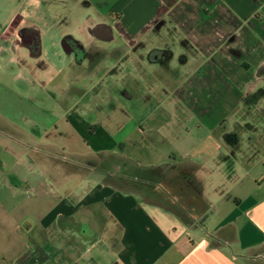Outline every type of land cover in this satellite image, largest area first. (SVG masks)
<instances>
[{"label":"crops","instance_id":"0c3cea01","mask_svg":"<svg viewBox=\"0 0 264 264\" xmlns=\"http://www.w3.org/2000/svg\"><path fill=\"white\" fill-rule=\"evenodd\" d=\"M178 1H157L144 15L138 7L143 0H0L5 17L0 22V64L42 57L43 36L53 33L67 63L87 62L99 74L108 56L105 46L100 52L92 53V48L98 41L111 43L120 47L117 64L141 65L143 78L160 76L172 86L163 92L176 101L192 96L181 108L192 112L198 128L206 131L180 157L173 151L162 155V162L149 157L153 162L146 169L126 155L133 171L123 179L97 168V154L114 162L122 155L116 151L120 141L151 136L146 122H115L125 131L112 134L106 148L83 152L80 165L84 157L95 165L84 164L86 170L73 174L78 182L72 184L68 169L55 170L54 164L50 169L47 159L45 168L38 169L33 160L27 170L18 168L23 164L17 158L4 170L10 158L0 156V264H264V155L256 161L252 154H241L236 148H243L245 138L233 135L239 120L247 123L242 112L263 109L264 0H186L187 20ZM70 10L83 13L75 26L69 23ZM212 12L230 15L218 22V40L197 35L204 30L201 21L211 23L205 18ZM155 16H161L157 29ZM155 29L173 33V47L168 43L153 51L151 41L122 34ZM189 42L194 50L183 51ZM159 61L166 67L158 72L145 67ZM124 74L137 81L126 66ZM24 192L51 195L33 214L32 201L21 200ZM75 205L85 208L76 210Z\"/></svg>","mask_w":264,"mask_h":264},{"label":"rangeland","instance_id":"374dc122","mask_svg":"<svg viewBox=\"0 0 264 264\" xmlns=\"http://www.w3.org/2000/svg\"><path fill=\"white\" fill-rule=\"evenodd\" d=\"M157 1L161 2V0H143L138 7L144 8V15H148V11L154 9ZM42 6H44L43 3ZM178 8L183 15V12L189 8V4L187 6L186 0H180ZM69 12H73V21L69 23L74 22L75 26L80 22L78 19L83 13L80 14L78 10ZM212 13L205 18V21L211 23L201 21L200 25L204 26V30L197 34L201 38H205L206 34L216 39L220 38L221 28L218 22L223 15L227 20L230 16L225 13ZM182 15V19H188V15ZM106 18L113 19L108 15ZM159 18L161 16H155L152 22L153 27L156 25V29L159 26ZM3 19L5 17L0 15V22ZM63 23L61 24L67 29L68 26ZM208 28L209 30L206 31ZM156 29L149 33L139 32L130 37L126 36V33L122 34L123 38L151 41L155 46L151 49L153 51L164 50V46L168 43L169 47H173L174 42L171 39H174V34L159 33ZM54 42L53 33L45 34L42 57L35 58L34 61L19 59L17 62L6 61L0 64V156L10 158L4 170H9L17 158L23 164L18 168L25 169L31 168L33 160H36L38 169L45 168L47 163L45 159H47L50 162V169L53 164L55 170L68 169L70 184L76 180L78 182V177L72 178L73 174H77L82 168L86 170V167L95 165L88 162L89 157H84V163L80 165L78 160H81L83 152L87 153L88 148H106L108 142L112 141V134L118 131L122 135L121 133L125 131H119L115 127V122L123 121L127 124H130V121L146 122V125L150 124L147 132L148 134L151 132V136L141 139L140 136L133 135L135 139L131 137L129 142H125V139L120 141L123 144L119 142L116 145V151L121 152L122 155L120 153L121 156L114 162L109 157L103 158L100 152L97 154V168L102 170L105 168L104 170L111 172L108 173L110 177L123 179L127 172L133 171L132 164L126 155L135 158L136 163L140 162L139 165L146 169L153 162L149 157H155L154 159L158 162H162L164 159L162 155H166L169 151L177 153L180 157L185 151L191 150L193 139H200L206 135V131L196 125V118L192 112L186 110L187 108H181L190 104L192 96L187 94L182 96V100L176 101V96L170 97L163 92V90L171 91L172 86L170 87V84L163 81L160 76L143 78L139 70L141 65L117 64L116 58L120 55L121 51L118 50L120 47L117 48L114 44L102 41L97 42L96 50L92 48V53L97 50L100 52L105 46L104 50L108 56L102 60L103 69L97 74V70L92 71V67L87 62L67 63L65 52H59L61 47ZM156 45H160V48ZM137 46L138 44L134 45L135 48ZM187 46L183 48V51L194 50L190 42ZM179 51L182 49L180 48ZM167 55L164 56L165 60ZM164 61L154 62L152 67L146 63L145 67L150 73H154V70L158 72V69L166 67ZM125 66L134 72L137 81L134 79L130 82L132 75L124 74ZM177 67L181 68V65ZM95 68L97 69V65ZM83 72L86 76L82 75ZM260 105L263 109H257L258 106H256L255 110L253 108L246 113L242 112V115L245 114L243 118L247 123L245 125V122L239 120L241 126L234 128V136L239 135L241 139L245 138L244 145H240L243 148L239 149L236 143L231 142L232 146L237 147V151L241 154H252L256 161L258 157L264 155V142L259 144L255 142L258 136L264 137V101ZM122 107L127 112L123 111ZM236 114L241 116V112ZM94 132H97L96 136ZM155 132L159 133V136ZM97 136H101V140L97 141ZM116 166L118 168H114ZM50 172L53 174L52 170ZM53 176L56 179V173ZM86 185L94 186L95 183L87 182ZM50 195L36 193L31 197L29 192H24L20 197L22 201H32L33 206L30 212L35 214L38 204L44 203ZM75 208L76 210L84 209L85 206L75 205ZM86 209L91 210L92 206H87ZM95 215L97 222V213Z\"/></svg>","mask_w":264,"mask_h":264},{"label":"bare ground","instance_id":"6f19581e","mask_svg":"<svg viewBox=\"0 0 264 264\" xmlns=\"http://www.w3.org/2000/svg\"><path fill=\"white\" fill-rule=\"evenodd\" d=\"M3 125V124H2Z\"/></svg>","mask_w":264,"mask_h":264},{"label":"flooded vegetation","instance_id":"af4514ba","mask_svg":"<svg viewBox=\"0 0 264 264\" xmlns=\"http://www.w3.org/2000/svg\"><path fill=\"white\" fill-rule=\"evenodd\" d=\"M156 55V54H155Z\"/></svg>","mask_w":264,"mask_h":264}]
</instances>
